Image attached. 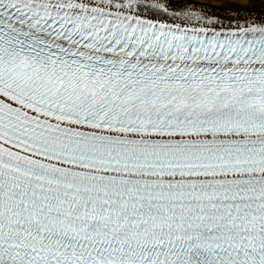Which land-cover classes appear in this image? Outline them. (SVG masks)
Segmentation results:
<instances>
[{
	"label": "snow or ice",
	"instance_id": "snow-or-ice-1",
	"mask_svg": "<svg viewBox=\"0 0 264 264\" xmlns=\"http://www.w3.org/2000/svg\"><path fill=\"white\" fill-rule=\"evenodd\" d=\"M0 264H264V0H0Z\"/></svg>",
	"mask_w": 264,
	"mask_h": 264
}]
</instances>
